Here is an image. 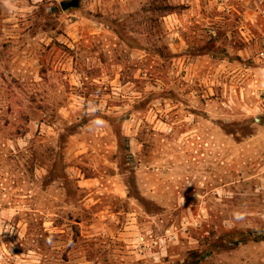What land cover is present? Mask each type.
Listing matches in <instances>:
<instances>
[{
  "label": "rangeland",
  "instance_id": "obj_1",
  "mask_svg": "<svg viewBox=\"0 0 264 264\" xmlns=\"http://www.w3.org/2000/svg\"><path fill=\"white\" fill-rule=\"evenodd\" d=\"M264 0H0V264H264Z\"/></svg>",
  "mask_w": 264,
  "mask_h": 264
},
{
  "label": "trees",
  "instance_id": "obj_2",
  "mask_svg": "<svg viewBox=\"0 0 264 264\" xmlns=\"http://www.w3.org/2000/svg\"><path fill=\"white\" fill-rule=\"evenodd\" d=\"M254 233V235H255V239L256 240H264V235L263 234H260V233H258V232H253Z\"/></svg>",
  "mask_w": 264,
  "mask_h": 264
},
{
  "label": "built area",
  "instance_id": "obj_3",
  "mask_svg": "<svg viewBox=\"0 0 264 264\" xmlns=\"http://www.w3.org/2000/svg\"><path fill=\"white\" fill-rule=\"evenodd\" d=\"M259 58H260L261 60H264V46H263L262 50H261L260 53H259Z\"/></svg>",
  "mask_w": 264,
  "mask_h": 264
}]
</instances>
